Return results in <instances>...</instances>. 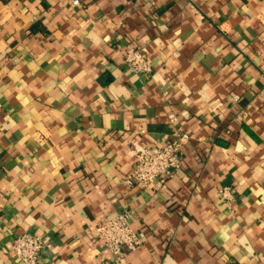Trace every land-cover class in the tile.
Returning <instances> with one entry per match:
<instances>
[{"label": "crops", "instance_id": "0c3cea01", "mask_svg": "<svg viewBox=\"0 0 264 264\" xmlns=\"http://www.w3.org/2000/svg\"><path fill=\"white\" fill-rule=\"evenodd\" d=\"M81 1L0 0V264L24 231L39 264H264V0ZM177 126L180 169L124 182ZM122 209L142 242L114 261Z\"/></svg>", "mask_w": 264, "mask_h": 264}, {"label": "built area", "instance_id": "2783aa9c", "mask_svg": "<svg viewBox=\"0 0 264 264\" xmlns=\"http://www.w3.org/2000/svg\"><path fill=\"white\" fill-rule=\"evenodd\" d=\"M71 6L82 7L81 0H69ZM124 63L134 72L151 73L152 63L144 46L129 45L124 48ZM236 98V96H235ZM189 138L181 127L172 135L163 136L161 144L155 148H142L134 152V165L124 182L129 185L142 184L160 188L181 167L180 149ZM130 210L122 209L104 217L97 227V237L114 261L121 260L126 252L140 246V233L132 226ZM46 238L36 232L24 231L15 236L12 251L23 264H39Z\"/></svg>", "mask_w": 264, "mask_h": 264}]
</instances>
